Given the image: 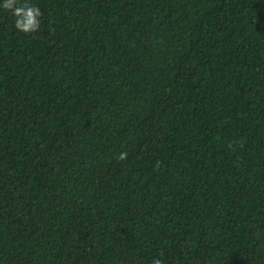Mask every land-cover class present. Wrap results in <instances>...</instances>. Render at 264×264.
Here are the masks:
<instances>
[{"label": "trees", "instance_id": "16d2710c", "mask_svg": "<svg viewBox=\"0 0 264 264\" xmlns=\"http://www.w3.org/2000/svg\"><path fill=\"white\" fill-rule=\"evenodd\" d=\"M27 2L32 33L0 0V264H264V0Z\"/></svg>", "mask_w": 264, "mask_h": 264}, {"label": "clouds", "instance_id": "9594fccd", "mask_svg": "<svg viewBox=\"0 0 264 264\" xmlns=\"http://www.w3.org/2000/svg\"><path fill=\"white\" fill-rule=\"evenodd\" d=\"M2 7L10 11L15 17V28L24 32L32 33L40 27L42 13L40 9L31 5L27 0L20 3V0H4ZM127 156V152L121 153L119 159L123 160ZM153 264H161L160 260H155Z\"/></svg>", "mask_w": 264, "mask_h": 264}]
</instances>
